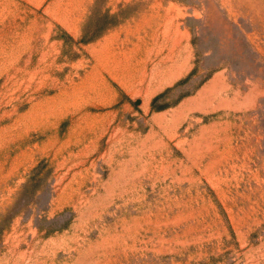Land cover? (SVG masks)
Listing matches in <instances>:
<instances>
[{
    "label": "rangeland",
    "instance_id": "1",
    "mask_svg": "<svg viewBox=\"0 0 264 264\" xmlns=\"http://www.w3.org/2000/svg\"><path fill=\"white\" fill-rule=\"evenodd\" d=\"M0 264H264V0H0Z\"/></svg>",
    "mask_w": 264,
    "mask_h": 264
}]
</instances>
